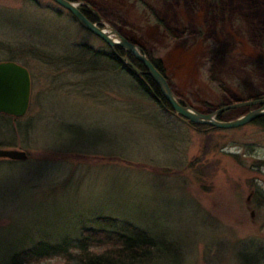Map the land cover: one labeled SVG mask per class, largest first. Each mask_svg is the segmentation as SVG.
Wrapping results in <instances>:
<instances>
[{
	"label": "rangeland",
	"instance_id": "374dc122",
	"mask_svg": "<svg viewBox=\"0 0 264 264\" xmlns=\"http://www.w3.org/2000/svg\"><path fill=\"white\" fill-rule=\"evenodd\" d=\"M74 2L161 63L197 111L264 98V0ZM110 51L53 0H0V62L32 76L27 115L0 117V148L29 155L0 160V264L102 217L158 240L143 264H264V129L185 123Z\"/></svg>",
	"mask_w": 264,
	"mask_h": 264
},
{
	"label": "trees",
	"instance_id": "16d2710c",
	"mask_svg": "<svg viewBox=\"0 0 264 264\" xmlns=\"http://www.w3.org/2000/svg\"><path fill=\"white\" fill-rule=\"evenodd\" d=\"M81 9L92 22H100L94 9L86 7ZM100 54L102 53H96L94 57L99 58ZM123 57H127L140 70V74L126 65ZM148 57L150 58V56ZM107 59L126 72L128 71L127 73H130L138 85L150 94L161 107L172 110L159 87L146 73L144 65L125 49L121 47L111 49ZM150 59L155 67L166 76L161 63ZM83 65L84 63L78 66L82 67ZM221 88L225 90L223 86ZM230 94H227L229 100L230 97L236 99V95ZM230 101L232 102V100ZM181 103L185 104L183 101ZM225 105L227 104L223 106ZM241 110L246 112V108L224 111L218 114L217 118L223 121L230 120L232 118L228 114ZM0 117L6 118V120L11 118L4 115H0ZM253 123L264 129V116L256 119ZM192 125L198 128L203 127V125ZM96 223L101 225L100 228H84L76 239H67L58 244L39 242L29 249L14 254L9 264H36L54 258L59 260L56 264H143L151 259L153 253L160 251L158 240L130 222H120L117 219L102 217L96 220Z\"/></svg>",
	"mask_w": 264,
	"mask_h": 264
},
{
	"label": "water",
	"instance_id": "95a60500",
	"mask_svg": "<svg viewBox=\"0 0 264 264\" xmlns=\"http://www.w3.org/2000/svg\"><path fill=\"white\" fill-rule=\"evenodd\" d=\"M60 7L72 14L77 22L87 31L102 39L110 48L121 47L135 57L146 68V73L154 80L162 95L170 104L175 114L188 124L207 125L215 129H235L253 123L264 116V98L252 101H240L226 105L215 111L203 113L191 106L180 103L166 76L153 64L150 58L136 45L123 37L116 29L100 22H92L86 17L79 5L71 0H53ZM124 59V58H123ZM127 64L140 73L131 62ZM32 80L29 70L13 61L0 62V114L22 118L26 115L31 99ZM243 107L250 111L239 118L229 121L219 120L218 114ZM9 159L26 161L28 154L22 150L0 148V160Z\"/></svg>",
	"mask_w": 264,
	"mask_h": 264
},
{
	"label": "flooded vegetation",
	"instance_id": "af4514ba",
	"mask_svg": "<svg viewBox=\"0 0 264 264\" xmlns=\"http://www.w3.org/2000/svg\"><path fill=\"white\" fill-rule=\"evenodd\" d=\"M247 109V108H246ZM247 111H249V109H247Z\"/></svg>",
	"mask_w": 264,
	"mask_h": 264
}]
</instances>
